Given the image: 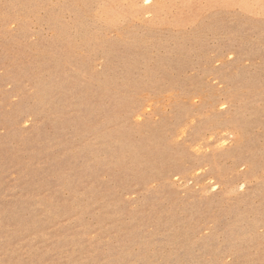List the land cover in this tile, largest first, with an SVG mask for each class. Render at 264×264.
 I'll return each mask as SVG.
<instances>
[{
    "label": "rangeland",
    "instance_id": "374dc122",
    "mask_svg": "<svg viewBox=\"0 0 264 264\" xmlns=\"http://www.w3.org/2000/svg\"><path fill=\"white\" fill-rule=\"evenodd\" d=\"M0 264H264V0H0Z\"/></svg>",
    "mask_w": 264,
    "mask_h": 264
}]
</instances>
